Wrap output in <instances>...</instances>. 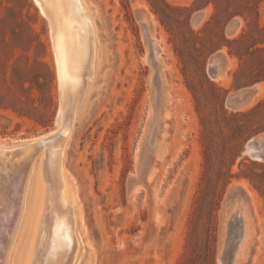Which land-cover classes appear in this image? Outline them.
<instances>
[{"label": "rangeland", "instance_id": "374dc122", "mask_svg": "<svg viewBox=\"0 0 264 264\" xmlns=\"http://www.w3.org/2000/svg\"><path fill=\"white\" fill-rule=\"evenodd\" d=\"M83 2L94 18L98 58L95 81L73 126L64 160L65 172L74 182L69 196L76 197L80 247L76 264H183L194 246L192 241L200 262H205L209 240L214 247V264H218L226 211L232 207L229 215L236 213V217L241 206L248 216L240 214L252 232L238 264H264L262 163L242 153L245 178L233 179L223 193L218 190L215 195L219 209L213 234L205 226L204 208L196 213L197 228L191 230L190 223L199 207L197 197H207L204 184L200 186L204 168L194 94L206 106L204 111H209L202 97L210 98L205 79L228 91V97L238 90L233 87L237 75L240 82H245V75L250 76L251 63L245 58H264V53L256 52L262 44L253 46L255 41L264 42V32L255 28L256 11L264 26V0ZM208 2V7L195 10ZM135 11L145 12L142 21ZM200 11L206 16L194 25L193 18ZM230 13L236 16L228 20ZM1 17L0 58L13 65L7 69L9 85L22 99L16 111L0 108V146H12L57 131L60 96L50 27L33 0H0ZM233 19L240 21L241 28L229 36L227 27ZM145 21L149 40L160 41V51L153 50L152 55L158 60L156 67L147 60L150 49L144 38ZM217 53L229 62L215 82L207 70ZM35 60L49 66L48 78L44 67L32 68ZM155 69L164 90L157 121L152 113L157 94ZM21 73L23 80L36 84L33 89L30 83H26V90L18 87ZM255 84L260 93L244 110L264 99V82ZM5 156L6 161L19 160L14 155ZM232 173H239L238 165ZM36 177L27 192L8 264H28L39 208ZM233 185L238 186L230 190Z\"/></svg>", "mask_w": 264, "mask_h": 264}, {"label": "bare ground", "instance_id": "6f19581e", "mask_svg": "<svg viewBox=\"0 0 264 264\" xmlns=\"http://www.w3.org/2000/svg\"><path fill=\"white\" fill-rule=\"evenodd\" d=\"M33 2L50 27L60 96L56 116L57 131L39 139L12 146H0V264H8L24 215L27 192L37 175L39 208L28 264H76L80 252L76 197L69 196V188L73 187L74 182L65 172L64 160L73 126L86 104L97 73L96 28L94 18L83 0H33ZM143 26L147 29L143 30L146 46L148 45L150 49L147 60L156 67L158 60L152 55L153 50L160 51V41L149 40L146 21ZM155 72L158 74L157 69ZM157 77L156 75V79L153 80V85L157 88L152 110L155 121L159 120V111L164 104L160 74L159 80ZM5 155H14L19 160L6 161ZM235 186L238 185L231 188ZM237 211L235 222L237 233L231 248L230 264H238L244 256L251 239L249 234L252 232V226L247 220L244 222L240 214V212L248 214L245 207L241 206ZM226 220L227 216L225 222Z\"/></svg>", "mask_w": 264, "mask_h": 264}, {"label": "trees", "instance_id": "16d2710c", "mask_svg": "<svg viewBox=\"0 0 264 264\" xmlns=\"http://www.w3.org/2000/svg\"><path fill=\"white\" fill-rule=\"evenodd\" d=\"M210 2L206 3L202 7H198L195 10H200L208 7ZM258 22L255 25L258 32H264V26L259 22V13L255 12ZM236 16L234 13L229 14L228 20ZM214 20V18H213ZM4 19L0 18V23H3ZM246 34V29L243 30ZM242 34V38L246 35ZM262 44V46L256 49L257 53H264V42H254L253 46ZM220 47L212 50L209 55L219 50ZM254 53H248L252 55ZM233 55V54H232ZM231 55V56H232ZM240 62L243 58H239ZM251 63L252 71L250 76L245 75V82H240L238 75L237 80L234 81V88L239 89L241 87H248L255 83L264 82V58H245V62ZM12 64L9 63V59L0 58V108L2 109H15L18 103H22V99L18 92L10 85V79L7 69L12 68ZM42 66L46 69L47 78L50 76L49 66L45 63L34 61L33 67ZM19 78L16 82L18 87L22 90H26V83H30V89H33V81L23 80V73L18 74ZM208 92L210 98L203 95V101L209 105V111H204L206 106L201 104L200 98L197 94H194L196 101V109L199 114L200 121V143L202 146L203 155V174L201 177V188L204 187L207 197H197L195 202L199 207L195 208L193 217L190 220L192 225L191 230L197 228L196 213L199 209H206L207 220L205 226L208 232L213 234L215 231L216 212L219 209V202L216 200L218 190L223 191L228 185L231 184L233 179L245 178L243 167L245 166V159H241L244 151L245 144L250 138L264 134V99L254 105L252 108L241 112H230L226 109L225 99L228 95V91L220 88L219 86L209 83ZM22 81V82H21ZM47 85V83H46ZM16 111V110H14ZM238 160L240 162L237 164ZM238 165L239 173L233 174V168ZM264 169V164H262ZM202 184L203 187H202ZM264 197V195H262ZM199 203V204H198ZM193 240V237H191ZM194 246L190 249V254L185 257L183 264H214V247L211 245V240L208 242L207 258L205 262H200L198 258L197 247L194 241Z\"/></svg>", "mask_w": 264, "mask_h": 264}, {"label": "water", "instance_id": "95a60500", "mask_svg": "<svg viewBox=\"0 0 264 264\" xmlns=\"http://www.w3.org/2000/svg\"><path fill=\"white\" fill-rule=\"evenodd\" d=\"M136 14V13H135ZM139 21H142L145 17V12L140 11L136 14ZM205 18L204 11H200L193 18V24L199 25ZM241 27V23L238 19H233L230 21L227 27V33L229 36L235 35ZM229 60H227L222 53L215 54L209 62L207 74L211 81H215L219 78L225 68L228 65ZM156 72L154 79H156ZM260 93V89L257 84L252 87L241 88L235 91L233 94L229 95L226 99L225 106L231 112H241L257 97ZM41 137H35L33 139H39ZM32 140V139H31ZM243 156L249 158L252 161L264 164V134L250 138L243 151ZM235 187L231 188V190ZM232 207H229L226 211L227 220L225 222V233L223 240V247L219 253L218 264H230L229 260L232 258L231 248L234 245V236L236 232V213L229 215Z\"/></svg>", "mask_w": 264, "mask_h": 264}, {"label": "crops", "instance_id": "0c3cea01", "mask_svg": "<svg viewBox=\"0 0 264 264\" xmlns=\"http://www.w3.org/2000/svg\"><path fill=\"white\" fill-rule=\"evenodd\" d=\"M205 13V12H204ZM205 16H206V14H205ZM241 28V27H240ZM234 36V35H233Z\"/></svg>", "mask_w": 264, "mask_h": 264}]
</instances>
